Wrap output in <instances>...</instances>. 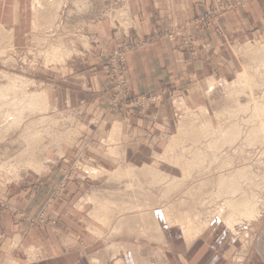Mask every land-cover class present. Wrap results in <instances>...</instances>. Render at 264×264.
Here are the masks:
<instances>
[{"label":"crops","instance_id":"obj_1","mask_svg":"<svg viewBox=\"0 0 264 264\" xmlns=\"http://www.w3.org/2000/svg\"><path fill=\"white\" fill-rule=\"evenodd\" d=\"M219 1L228 3L230 0H129L132 20L125 33L114 30L105 22L97 23L89 31L93 41L91 52L61 68L39 71V83L48 94L51 107L60 114L74 117L76 127L73 130L77 135L68 138L62 148L67 159L56 164L64 175L52 172L53 162L40 185L30 171L15 183L0 173V199L17 207L10 211L0 210V264H161L165 261L168 264H232L244 251L246 255L240 264H264V211L250 244L230 232L231 229L219 219L212 221L203 230V235L190 240L180 226H167L163 215L159 214L164 224V238L162 243H155L166 255L157 253L159 257L152 262H145L144 257H140L142 250L130 253L131 245L123 239L116 240L123 232L111 236L114 224L107 229L97 221L91 203H86L87 208L74 207L82 195H78L75 182L70 184L68 197L52 209L55 226L37 228L26 220L38 215L53 190L57 189L56 177L63 180L76 166L79 168L76 174L81 172L80 166L94 169L95 165L110 173L130 166L158 170L133 161V158L142 157L146 147L154 156L161 157L158 154L163 151L162 147H166L167 139L176 128L178 109L174 101L208 111L210 84L219 80L220 84L223 81L233 83L238 79L242 70L240 59L236 53H230L228 47L242 43L244 38L264 33V2L257 1L224 15L216 28L193 31L194 56L180 43L164 37L130 54L126 61V78L131 96L154 100L136 114L129 115L125 109L109 111L111 87L107 56L111 49L123 42H142L156 32L204 14ZM34 25L33 0H0V26L13 31L16 48L27 45V37ZM126 36L129 37L126 39ZM115 129L118 131L115 138L118 139L120 157H113L107 145ZM107 176L86 178L90 188L88 198L97 196V180ZM16 209L21 215H17ZM98 231L102 235L110 231V240L106 242L110 246L104 244V247L108 246L110 256L97 252L102 248ZM244 246L248 247L247 250Z\"/></svg>","mask_w":264,"mask_h":264},{"label":"bare ground","instance_id":"obj_2","mask_svg":"<svg viewBox=\"0 0 264 264\" xmlns=\"http://www.w3.org/2000/svg\"><path fill=\"white\" fill-rule=\"evenodd\" d=\"M80 1L81 0H74L75 4L80 3ZM63 2H64V0H38V5L40 6L39 14H40V18L42 21L37 22L36 26H41L40 28L42 30V27H44V25L42 26V24L51 23V21L55 20V18L58 16V13L56 14V12H58V11H56L55 9H59L58 7L61 8L63 5ZM79 9H81V8H79ZM120 14H117V15H120ZM52 17H53V19H52ZM117 17H120V16H117ZM121 18H122L121 19L122 25L125 28V30L127 31L129 28L127 29L126 27H130V25H131L130 14L128 12L124 11ZM82 19H83V17H82ZM46 26L47 25H45V27ZM80 28H82V27H80ZM38 31H39V29H38ZM12 37H13V31L12 30H7L6 27L0 26V55L1 56H4L8 51V48L4 49L6 44H8L9 47L12 46V41H10V40H12ZM35 37H36L35 39H37L36 42L39 41L43 44L49 40V39L47 40L48 36H47V38H45V36L44 37L43 36H35ZM49 38H50V40L52 39L50 36H49ZM71 41H72V39H71ZM48 42H50V41H48ZM84 44H88V42L85 41ZM51 45H54V46H51L49 48L51 52L49 51L48 55L46 54V56L48 57V58L46 57L47 61H49L50 59H55L56 61L58 60V62L60 64H62V62H65L68 58L73 56L75 53H78L72 45L65 43V42H59L58 41V42L51 43ZM85 47H86V45H85ZM250 47L252 48V56L251 57H252L253 63L249 68H247L249 70H246L245 73H243V74L240 73L239 77H238V75H236L238 77V79L236 77L235 79H237V80L233 83H229V82H225V81H223L222 83L223 84L227 83L225 85L227 87V90H228L227 92L229 94L231 93L233 95L235 93V95H234L235 97L237 95H239V96L244 95L245 93L247 95L251 91H254L256 86H259V90H260V88L262 90L258 91L257 93L263 91L261 94L262 97L260 98L259 101H255L256 99H258L256 97H255V100H254V98L250 97L251 99L249 100V102L250 101L251 102L245 103V104H243V102L240 100H236V101H238V103L235 102L237 104H235V105L233 104L232 106H230V108L222 109L221 111H222V113L224 112L223 113L224 115H217V116L214 115V118L215 119L217 118L216 120H218V121H216L219 124L218 128H215V125L213 124V121H212L213 118H212V116L209 115V112L207 110H205L206 108L204 110L202 109L203 112L199 113L196 116V119L200 118L199 122L204 123L203 124L204 126H208L207 131H206V134H207L206 136H208V138L213 139L214 141L211 140L212 141V143H211V141L209 140L210 143L205 145V147H206V149L204 148L205 150L202 151V149H201L202 152L197 151V152L191 153L193 155L195 153L196 154H195V156L192 155L193 157H191V158H187L188 160L185 158L186 156L184 157V155L182 158L180 157V158H177V160H176L173 156L174 155L173 153L175 152L176 149L182 147V145L185 143V140L187 139V137L189 135H191V136L200 135V133H202V132L197 129V127L200 126L199 123H198V125L197 124L196 125H194V124L190 125V128H187L186 124H184L183 122L181 123V125L179 127V136L177 138L173 137L174 139H172V143L168 147L166 155L163 158L166 161H168L170 164L173 165V163H174V165L181 167L182 170H183V166L186 165V170L185 169H184L185 171L183 170V172H184L183 175L181 173L182 177L184 176V180L178 181V179L173 178L172 181H175V183L173 186L170 187L171 190L167 191L166 188L168 186L165 188L164 187L165 185L163 187L160 186L161 188H164V190H165L164 192H162V190H160V189L158 190L157 187L161 183L165 184V182H166L169 185L170 181L168 182V178H172V177H169L166 174H163L162 172H160L156 169H153V168L151 169V168L145 167L144 169L141 170L139 168L132 167V166L127 167V168L122 167L119 171H117V173L114 172L115 174L113 172L110 173L108 171H105L101 168L89 169L90 172L92 171V173H94V175L98 176V177L108 175V177H110L109 179H111L112 182H118L120 184L121 183L125 184L126 181H122L123 178L128 181V183L126 182V186H125L126 192L124 191L125 193H123L124 194L123 196H125V197L129 196L130 201H128V202L127 201L125 202V198L123 199L124 202H122V199L120 200L121 202L120 201L118 202L119 199L113 198L114 203H112L111 197H108L105 194L104 195L102 194L101 196L99 194H97V196L94 195L92 197H89L88 199L86 198L87 199L86 203H91L94 207L93 208L94 209L93 217L97 221L101 222L104 225H109L110 223H112V225H113V223H115V225L113 227L114 231L112 232V234H114V235H118L119 233L122 234L124 229H130V228H133V226H134L135 228L138 229L139 233H140V231H141V233L144 232L145 234L151 232L152 234L155 235V239L162 241L164 238V234H163L164 224L161 222V220L159 219V217L156 213L157 207L163 208L164 219L167 222L166 223L167 226H168V224H169V227H171V228L173 226H180L181 227L180 229L185 231V232L183 231V233H185L184 235H186L188 237L187 239H190V240L195 239L196 237L198 238L202 234L203 230H205V228L208 227L212 223V221H214L216 219L221 220L223 222V224L227 225L231 229L230 232H232L234 235H238L236 228L238 225L242 224V223L239 224V222H242V221L244 222L246 220L249 223L250 222H259V218H260L262 212L259 208V202H256L254 200L255 196L258 195L257 194L258 191L254 190V189H256V187H259V188L262 187L263 183H261V182H263V181H261L260 183H258V182H259V180L264 179V171L263 172L258 171L257 167H254V165L251 164L250 159L252 158L251 156H253L252 150L256 149V146L259 145L258 147H260V143L263 144V146H264V45L261 47H258V48H253L252 46H250ZM247 55H248V53H247ZM11 59H9V61H8L9 63L14 61ZM6 63H7V61L5 62V64ZM244 69H246V68H244ZM3 73H5V72H3ZM17 76L18 75H12L10 73H7L6 75L2 76V78H4V79L2 82H0V139H2L5 135L9 134L11 131L13 132L14 129H19L20 127H23V126H24V128H27V126L25 125V123L27 122V120H26L27 115L30 114L32 116L34 114H38L39 120L34 121V122H30L28 125V129H26L27 131L25 132V134H26V137H25L26 140L25 141L35 142L37 140L36 137L42 138L44 136V134H47V132H45L46 128H44V130H41V131H38V130L32 131L33 130L32 128L35 127L36 124H37V126H39L38 122H40V121H42V122L46 121V123H44V126H47L50 123V122H48L49 120L46 118V114H45L46 112L50 111V107H51L49 96L41 88L40 84H38V86H39L38 87L36 82H32L31 83L32 85H30V87H28L27 83H23L22 82L23 80L19 81L20 78H18L19 76L18 77ZM215 85H216V83H215ZM218 85H219V82H218ZM33 86H35V88H31ZM256 89H258V87ZM252 94H253V92H252ZM233 95H232V97H233ZM254 95H256V94H254ZM239 96H237V97H239ZM248 96H249V94H248ZM257 97H259V96H257ZM230 98H231V95H230ZM227 100L229 101V103H231V101L233 99L229 100V97H228ZM179 107L181 108V110L185 109L186 111H188L187 107H185L183 109L182 103L179 105ZM48 113H50V112H48ZM66 119H70V122L72 123V120H73L72 118L68 117ZM75 119H76V117H75ZM241 123H244V124L241 125ZM44 126L42 125V127H44ZM50 127H51V125H50ZM115 131H116V129L114 130V132ZM68 132L70 133V131H68ZM117 132H115V134L112 136L113 138L107 144L109 146L110 153L113 157L114 156L120 157L119 152H118V150H119L118 139H117V137L115 138V135L117 134ZM69 133H67V131H66V136L64 137V141L69 138ZM72 133H76V132L71 131L70 135H72ZM243 133L245 134L246 137H248V139H247L246 144L244 143L245 141L240 142V143H243V145H244L243 147H247L246 150H242L243 148L238 149L237 146L239 143L237 144V146L235 144L236 141L239 139V137ZM73 135H75V134H73ZM174 140H175V143H174ZM197 140L198 139H196V140L193 139L194 143L198 142ZM242 140H243V137L240 141H242ZM259 141H260V143H259ZM232 144H233V146H232ZM228 145H231L232 147H230V149H227L226 147H228ZM239 146H240V144H239ZM186 147H188V146L186 145ZM186 147H184V148H186ZM197 147L203 148L204 145L202 147L201 146H197ZM194 148L196 149V146L193 147V149ZM225 148H226V151L229 150V152H227L225 155L221 154V153H224L223 151ZM260 148L262 150L261 151V154H262L261 160L263 161L264 160V147H260ZM197 150H200V149H197ZM41 151H42V149H41ZM191 152H193V151H191ZM180 153H178V154L180 155ZM37 154L38 153H37L36 147H29L28 149L22 151L15 158L16 160L14 163L5 164L4 170L7 173L8 179L13 180V178H11V175L16 177V175L18 174L17 172L19 171L18 169L20 166H25L27 168H28V166L29 167L31 166V168L34 167L36 170L38 169L39 172L42 171L44 169V162L42 163L41 159L38 158ZM219 154L221 156H219ZM163 155H160V156L163 157ZM186 155H187V153H186ZM188 155H189V153H188ZM175 157H176V155H175ZM161 159H159V160H161ZM180 159H182V160H180ZM183 159L185 160L184 162H183ZM206 161H207V163H209V162L212 163L213 161H216V163L219 162V164H215L216 170L214 168V170L212 169V171H206V172H208V174H206V175H208L207 177H209V180H211L210 181L211 183H207V181H205L208 178L204 180V183L199 181L201 178H203V177L205 178L206 175H203V174H205V171H202V170L198 171L199 172V173H197L198 175L196 174V176H197L196 179H198V176H199V180H198L199 182L198 183L199 184L200 183L206 184V186H204V188H203V185L197 186L198 184H196L197 190L196 189L194 191L191 190L193 188L191 186H193V185H191L190 186L191 188L189 187L188 189L193 191L192 193H195L196 195L198 194V191L203 190L202 191L203 196L201 194H199L198 199H194L197 196L194 197L193 195L190 194L192 196V198L194 197L192 199V200H194V202L192 200L188 201L186 199L191 198V197H188V196H190L189 194H188V196L186 194V196H184V197L180 195L181 192H183L182 194H184V195H185V192H187L186 187L189 186L188 183L190 180L187 177L191 173H195V172H192L193 170L202 169V168L204 169V166L206 165L205 164ZM175 162L177 164H175ZM211 163H210V165L213 166L214 163L213 164H211ZM263 164H264V162H263ZM46 165H47V163H46ZM195 167L197 169H195ZM208 167H210L209 164H207L206 168L208 169ZM176 168H178V167H176ZM263 168H264V166H263ZM182 170H181V172H182ZM90 172H89V174H90ZM216 172H217V177L215 174H214L215 175L214 177L211 176V175H213L212 173H216ZM200 176H202V177L200 178ZM143 177L144 178L151 177V178L142 181ZM190 181H194V179L192 180V178H191ZM172 184H173V182H172ZM208 184H210V185H208ZM133 186L136 187V189H132ZM152 187H156L159 192H162V194H159V195L155 194L158 191L155 189L153 190ZM148 188L151 189V191L153 190L155 192H150L148 190ZM194 188H195V186H194ZM183 190H186V191H183ZM195 191H197V193ZM120 192H122V190ZM115 193H118V192H115ZM115 193H114V196L117 197V195H115ZM126 193H128V194H126ZM187 193H190V192H187ZM174 194H179L178 197L181 196L182 199H185V200H183V202H180V203L176 202L178 197H176V195L173 196ZM251 194H252V197L250 196ZM152 197L155 198V200H153L154 202L148 203V202L144 201V199L152 198ZM174 197H176V199H174ZM120 198H122V197H120ZM174 200H175V202H174ZM207 200L211 201V203L213 202L214 204L215 203L218 204L217 209L214 210L213 212H209L208 209H210V208L209 207L207 208L206 206L210 202H207ZM257 200H259V199H257ZM119 204L121 206H118ZM196 209H198L197 212L195 211ZM203 209H205L207 211L203 212ZM201 210H202V212H201ZM126 214L128 215V217ZM129 214H132V215H129ZM97 234H99V236L102 235L101 232H99V231ZM184 235H182V236L185 239L186 237ZM135 239H136V237H135ZM249 244H250V241H249ZM128 247H130V246H128ZM127 248H125L124 252L127 251L126 250ZM133 250H135V249H133ZM117 252L119 253V251H117ZM122 253H123V251H122ZM120 255H121V252H120ZM133 257H135V256L133 255ZM135 259H136V257H135ZM140 259H142V258H140ZM115 260H117V259H115ZM139 262H141V260Z\"/></svg>","mask_w":264,"mask_h":264},{"label":"rangeland","instance_id":"obj_3","mask_svg":"<svg viewBox=\"0 0 264 264\" xmlns=\"http://www.w3.org/2000/svg\"><path fill=\"white\" fill-rule=\"evenodd\" d=\"M257 1L264 2V0H230L228 3H222V1H219L218 5H214V6L210 7L204 14L199 15V16H197L196 18H194L192 20H189V21H186L184 23H181V25H177V26L171 27L170 29L156 32L153 35H151L150 37H148L145 40H143L142 42H138V43L127 42V45H129L130 47L138 46V48L136 49V50H138V49H140V47H142L144 45H147L149 43H152L154 41H158V40H160L161 38L164 37L170 42L180 43L185 48H187L192 53V55L194 56L196 54V52H195V48H194V40L195 39H194V36H193V31L205 30V29H210V28H213V27L216 28L217 25H218L219 19H221L224 15H227V14H229L231 12L239 10V9H241L243 7H246V6H248V5H250V4L254 3V2H257ZM33 5H34V14H35V25H34L32 31L29 33V35L27 37L28 38L27 39V45L24 46V47H20V48L17 47L16 48L14 46V44H13L14 37H12V40H10V41H12V46L9 47V45L6 44L5 47H4V49L8 48V51L6 53L7 55L6 54L4 56L0 55V82H2L3 79H4V78H2L3 75H6L7 73H10L12 75H18L19 77L18 76L17 77L20 78L19 81L23 80L22 82L23 83H27L28 87H30V85H32L31 84L32 82H36L37 86H38V84H40L39 83V81H40V75H39L40 72L39 71L40 70H54V69L61 68L63 66L68 65L74 59H77L78 57L80 58V57L84 56V54H87L88 52H91V49H92V46H93V41H92V36L90 35L91 33L89 31H90V28H92L95 24L100 23V22H105L111 28H113L114 30L123 31L124 32L126 30H125V28L122 25L121 16L123 15L124 11L128 12L130 14V17L132 16L131 15V11H130L131 7H130L129 0H83V1L81 0L80 3H78V4L77 3L75 4L74 0H66V1L64 0L62 7L61 8L58 7L59 9H55L56 11H58V12L55 11L56 14L58 13V16L55 18L56 21L53 20V21H51V23L42 24V26L44 25V27H42V30H41V28H40L41 26H36L37 22H41L42 21L41 18H40V14H39L40 6L38 5V0H33ZM78 7L81 8V9H79ZM117 14H120V15H117ZM116 15L120 16V17H117ZM82 17H83L84 20L82 19ZM52 19H53V17H52ZM131 20H132V18H131ZM45 25H47V26L45 27ZM80 27H82V28H80ZM126 28L128 29L129 27H126ZM38 29H39V31H38ZM7 30H9V29H7ZM35 36H43V37L45 36V38H47V36H48L47 40L49 39L48 41H50V42L47 41L44 44L39 42V41L36 42L37 39H35L36 38ZM49 36L52 38L51 40H50ZM166 36H168V38ZM127 37H129V36H126V39H127ZM71 39H72V41H71ZM263 39H264V33L262 32L261 36L254 37V38H249V39L244 38L242 43H240V44H232L230 47H228V51L230 53H232V54L236 53L237 56L240 59V65L242 66V68H241L242 70L240 71L241 74L245 73L246 70H249L247 68H249L252 65V63H253V60H252V57H251L252 56V48L250 46H252L253 48H258V47L263 46L264 45V40ZM58 41L59 42H65V43H68V44L72 45L75 48V50L78 52V53H75L70 58H68L65 62H62V64H60L58 62V60L56 61L55 59H50L49 61H47V59H46V57H47L46 54L48 55V53L50 51L49 48L51 46H54V45H51V43L58 42ZM85 41H87L89 45L88 44H84ZM85 45H86V47H85ZM124 45H126V42H123V43L119 44L116 48L111 49L110 52H113V51L115 52V51H117L118 48H121ZM12 50L14 52H16L17 54H15ZM136 50L132 51V53L135 52ZM132 53H130V54H132ZM247 53H248V55H247ZM9 59L14 60V61L9 63L8 62ZM107 59H108V56H107ZM6 61H7L8 64L7 63L5 64ZM106 64H108L107 60H106ZM107 68H110V67H108V65H107ZM244 68H246V69H244ZM108 71H109V69H108ZM3 72H5L6 74L3 73ZM126 80H127V78H126ZM215 83H216L217 86L215 85ZM109 85H110V87L112 86L110 83H109ZM257 87H258V89H256ZM31 88H35V86H33ZM112 89H113V87H112ZM112 89H110V92H111ZM260 90H262V89L260 88ZM260 90H259V86H256L254 91H251L250 93H248L249 96H248V94L246 95V93H245L244 95H241V96L237 95L239 97H237V96L235 97L234 96L235 93L233 95V94H231V93L229 94L227 92L228 91L227 87L225 85L223 86L222 83L220 84V80H219V85H218L217 82L211 83L210 84L211 98H210V101L208 102L209 103V108H207V109H208L209 115L212 116V118H213L212 121H213V124L215 125V128H218L219 124H218V122H216L218 120H216L217 118L216 119L214 118V115L215 116L224 115L223 114L224 112L222 113L221 110L224 109V108H230V106H232L233 104L234 105L237 104L238 101H236V100H240V101L243 102V104H245V103H250L251 101L249 102V100L251 98H254V100H255V97H256L258 99H256L255 101H259L260 98L262 97L261 94L263 92V91L259 92L260 94L257 93ZM129 91H130V85H129ZM252 92H253V94H252ZM254 94H256V95H254ZM130 95H131V92H130ZM230 95H231V98H230ZM232 95H233V97H232ZM227 96L229 97V100L233 99L231 101V103H229V101L227 100L228 99ZM257 96H259V97H257ZM142 98L145 99V103L147 102L145 104L144 109L147 108L154 101L150 97L142 96ZM178 102L174 101L175 106L178 109V112H176L177 116H176V120H175L176 128L174 127V129L172 131V135L169 136L170 138L167 139L168 141H166V147H162V149L160 147V149L163 150V151L158 154L159 156L164 154L163 157L156 158V155L154 156V154L152 152L148 151V148L146 147L145 151L142 152V157H139L138 159H137V157L133 158V161H136V162H138L140 164L144 163V164H147L148 166L156 167L163 174H166V175H169V176L172 177V178H168V182L170 181L169 185L166 182H165V184L161 183L162 185L161 184L158 185V187H157L158 190L160 189V190H162V192L165 191L164 188H161L164 185H165L164 186L165 188L168 186L166 188L167 191L171 190L170 187L173 186L174 183H175V181H172L173 178L178 179V181L179 180L180 181L184 180V176L182 177V175L184 173L183 170L184 169L186 170V165L183 166V170H182L181 167H179L177 165H174V163L172 165L168 161L163 159L165 157V155H166L165 153H166L168 147L172 143V139L177 138L179 136V127H180L182 122L184 124H186L187 128H190V125H192V124H194V125L197 124L198 125V123H199L200 126L197 127V129L199 131H201L202 133H200V135H193V136L189 135L187 137V139L185 140V143L182 145V147L176 149L175 152L173 153L174 155L172 154L176 160H177V158H180V157L182 158L183 155H184V157L186 156L185 157L186 159L187 158H191V157L195 156V154H196L195 153L193 155L191 153H194V152H197V151L202 152L203 150L206 149L205 145L210 143L209 140L210 141L211 140L214 141L213 139L208 138V136H206L207 135L206 131H207L208 126H204L203 125L204 123H200L199 122L200 118L196 119V116L199 113L203 112V110L202 111L200 110V108H199L200 106L196 107V108H192V107H190L188 105L189 106V107H187L188 111H186L184 109L186 106L182 104L184 110H181V108L179 107V105H180L179 103L180 102L179 103ZM235 102H237V103H235ZM109 106H110V103H109ZM109 109H110V107H109ZM142 110H139V111H142ZM48 112H50V113H48ZM48 112H46L45 114H46V118L49 120L48 122H50L48 124L49 126L48 125H47L48 127L44 126V123H46V121H43V122L40 121V122H38L39 126H37V124H36L35 127L32 128L33 129L32 131H36V130L41 131V130H44V128H46L45 132H47V134H44V136L42 138L41 137L40 138L36 137L37 140L35 142L25 141L26 140L25 139V137H26L25 132L27 131L26 129H28V125H29L30 122H34V121L39 120V117H38L39 115L38 114H34L32 116L30 114L27 115V117H26L27 122L25 123L27 128H24V126H23V127H20L19 129H14L13 132L11 131L9 134L5 135L2 139H0V159H1L0 160L1 161L0 162V173L3 176L7 177V173L4 170V167H5L4 165L7 164V163H14L15 160H16L15 158L22 151L28 149L29 147H36L37 148V153H38L37 154L38 158L41 159L42 163L44 162V169L42 170L43 172L42 171L39 172L38 169L36 170L34 167L31 168V166L30 167L28 166V168L25 167V166H20L19 169H18L19 171L17 172L18 174L16 175V177L11 175V178H13V180H9L8 177H7L8 181H10V182L13 181L12 183H15V182H17V180H19L20 178L23 177L24 173H26L27 171H30V172H33L34 175L37 177V179L39 181L38 185H40L46 179L44 177L46 176V171H48L50 169V168H48V166L50 165L51 162L54 163V165H53L54 166V170H52V172L64 175V173H60V169H62V168L57 167L56 164L59 163L61 160H66L67 157H68V155L65 154L67 157L64 158V156H65L64 153L65 152L62 153L63 146L68 142L67 140L64 141V137L66 136V131H67V133H69L68 131H70L69 138L72 137L71 139H73V138L76 137L75 136V135H77L76 133H72V135L75 134L73 136L70 135L71 131H74L72 129L74 127H76V123H75V120L72 117L71 118L73 120H72V123H71L70 119H66L68 117L65 114H60V112L56 111L55 109H53L51 107H50V111H48ZM242 124H244V123H241V125ZM42 125L44 127H42ZM50 125H51V127H50ZM242 137H243V140L240 141L242 139ZM193 139L194 140L198 139L197 141L198 142L200 141V142L199 143L198 142L194 143ZM247 139H248V137H246L244 133L239 137V139L237 140L238 142L236 141V143H235L236 146H237L238 143L240 144V146H239V144L237 146L238 149L239 148L240 149L243 148L242 150H246L247 147H243L244 146L243 143H240V142H244L245 141L244 143L246 144ZM212 141H211V143H212ZM174 143H175V140H174ZM259 143H260V141H259ZM186 145L188 147H186ZM203 145H204L203 148L197 147V146H201L202 147ZM183 146L186 147V148H184ZM195 146H196V149L194 148L195 149L194 150L193 147H195ZM232 146H233V144H232ZM232 146L228 145V147H226V148L230 149V147H232ZM258 146H256V149L252 150L254 153L252 152L253 156H251L252 158L250 159V162H251V164L254 165V167H257L258 171L263 172L264 171V168H263L264 160L263 161L261 160V158H262L261 151L262 150H261L260 147H264V146L261 143H260V147H258ZM226 148L223 151L224 153H221V154L225 155L227 152H229V150L226 151ZM41 149H42V151H41ZM197 149H200V150H197ZM201 149H202V151H201ZM191 151H193V152H191ZM178 153H180L181 156ZM186 153H187V155L189 153V155L187 156ZM175 155H176V157H175ZM219 156H221V155L219 154ZM159 159H161V160H159ZM180 160H182V159H180ZM184 161L185 160L183 159V162ZM216 161H213L212 163L211 162L207 163V161H206L205 162L206 165L204 166V169L203 168L202 169H197L195 167V169H197V170H193L192 171V172H195V173H191L187 177L190 180H191V178H192V180L194 179V181H190L189 180V183L190 182L191 183L190 184L188 183L189 186L186 187L187 192H190V193L185 192V195H184V194H182L183 192H181L180 195L183 196V197L186 196V194H187V196H188V194L189 195L191 194L194 197L197 196L195 198L193 197L194 199H198L199 194H201L203 196V194H202L203 190L198 191L197 195L195 193H192V192L199 185H203V188H204V186H206V184H202V183H204V180L207 179V178L208 179L205 180V181H207V183H211L210 182L211 180H209V177H207L208 175H206V174H208V172H206V171H212V169L214 170V168L216 166L215 164H219V162L216 163ZM46 163H47V165H46ZM210 163L211 164L214 163L213 164L214 167L212 165H210ZM175 164H177V163L175 162ZM207 164H209V166H210V167H208V169L206 168ZM80 167H81L80 169H82V170L78 174H76V171H79V168L76 166L75 170L71 169V171H69L68 174L65 175V177L63 176L64 177L63 180H62V178L58 179V176L56 177V180L58 181L57 182L58 183L57 184V189L53 190L52 195L50 196L49 200L46 201L43 209L40 211V213L38 215L29 216L26 219L31 226H34V227H37V228H42V229H44L45 227H49V226L50 227L55 226L56 217H54L51 214L52 213V209L56 208L58 203H62V201L65 199V197H68L67 196L68 195V191H70V189L72 187V185L70 186V184H72L73 182L76 183V186H77L76 190L79 191L78 195H79V193L82 194L81 196L79 195L78 201L74 205V207L75 206L78 207V208L79 207H83V208H87L88 207V204L86 205V201L88 199V194L90 193V188H89V185H88V179H86V178L89 177V180H92L91 179L92 177H93V179H95L98 176H95L94 173H92V171L90 172L89 169H91V168H87L86 169V167H83V166H80ZM176 167H178V168H176ZM94 168H96V165H95ZM181 170H182V172H181ZM201 170L205 171V174H203V175H206V177L205 178L203 177L204 178L203 179V178H201L203 176L202 175V176H200V178H201L200 180H199V176H198V179H196L197 178L196 174L199 173L198 171H201ZM215 170H216V168H215ZM117 171H119V170H117ZM117 171H114V172L117 173ZM89 172H90V174H89ZM181 173H182V175H181ZM212 174L213 175H211V176L214 177L216 175V177H217V172L216 173H212ZM107 177H105L103 179H99L100 181L97 180L98 183L96 185V189L99 191L98 194L100 196L102 194L103 195L105 194L106 196L111 197L112 203H114L113 202V198L119 199L118 202L121 199H122V202H124V200H123L124 198H125V202L126 201L127 202L130 201L129 196H127L128 198L123 196L124 195L123 193L126 192L125 186H126V182L128 183V181L123 178L124 180L122 179V181H126L125 184L123 183L124 184L123 185L122 183L120 184L118 182H112L111 179H109L110 177H108V178ZM150 178L151 177H146V178L143 177V179L142 178L141 179L142 180H147V179H150ZM198 180L201 181L202 183L199 184ZM80 181H81V183H80ZM261 181H263V182H261ZM172 182H173V184H172ZM260 182L263 183V185L260 188L256 187V189H254V190L258 191V193L255 191L258 195L255 196L254 200L256 202H259V208H260V210L262 212V211H264V188H263L264 187V179L259 180L258 183H260ZM196 184H198V185L196 186ZM15 185H17V184H15ZM90 185H92V184H90ZM191 185H193V186H191ZM208 185H210V184H208ZM190 186L193 187L191 189L193 191L188 189ZM194 186H195V188H194ZM157 188L156 187H152L153 190L154 189L157 190ZM17 189H19V188L17 187ZM132 189H136V187L133 186ZM121 190H122V192H120ZM148 190L150 192H155L153 190L151 191V189H149V188H148ZM183 191H186V190H183ZM113 192L114 193L118 192V193H115V195H117V197L114 196ZM158 192L155 193V194H158V195L162 194V192H159V193ZM195 192L197 193V191H195ZM33 193H34V189H33ZM126 194H128V193H126ZM175 195H176V197L179 196V194H174L173 196H175ZM191 195L188 196V197H191V198L190 199H186V200H188V201L192 200L193 198H192ZM181 196L178 197L176 202L180 203V202H183V200H185V199H182ZM250 196L252 197V194ZM120 197H122V198H120ZM176 197H174V199H176ZM257 199H259V200H257ZM153 200H155V198H153V197L144 199V201L148 202V203L149 202L150 203L154 202ZM192 201L194 202V200H192ZM174 202H175V200H174ZM207 202H210L206 206L207 208L208 207L210 208V209H208L209 212H213L214 210L217 209L218 204H216V203L214 204L213 202L211 203V201H209V200H207ZM118 206H121V205L119 204ZM15 208H17V207H14V206L10 205L7 201L0 199V210L1 211L2 210H5V211L15 210ZM91 208H93V206ZM16 211H17V215L18 214L21 215L19 213V210L16 209ZM195 211L197 212L198 209H196ZM206 211L207 210L203 209V212H206ZM201 212H202V210H201ZM156 213H157V215H158L160 220H161V217L159 216V214L163 215V217H164L163 208L162 207H157ZM129 215H132V214H129ZM127 217H128V215H127ZM260 218H262V214H261ZM260 218H259V221H260ZM161 222H162V220H161ZM240 223H242V224H240ZM250 223L247 220L244 221V222L243 221L239 222L240 225H238L237 228H236L237 232H238L237 236L241 237L242 240H244L243 242L250 241L253 238L254 234H255L254 232H255V229L257 227L258 222H250ZM113 224L115 225V223H113ZM111 225H112V223H110L109 225H106L107 229H108V227L110 228ZM112 229H114V228H112ZM143 233L144 232L141 233V231L139 233L138 229L133 226V228L124 229L122 237L121 238L118 237V239H116V240L123 239V240H125L126 243L131 245L132 247L130 249V252L133 249H135V250H133V252H137V251L140 252L142 250L143 251L142 252V256H140V257H142V258L144 257L143 260L144 261L146 260L145 262H147L149 260L152 262V259H156L157 257H159L158 256L159 254H157V253H161V255H163V254L166 255V253H164L162 248H161V250H160V248L158 250V248L156 247L157 244L155 243V242L162 243L163 241L155 239V235L152 234L151 232L150 233H146V234L145 233L143 234ZM118 235H121V233H119ZM118 235H114V234L111 233V236H118ZM97 237H98V240H101V242H102V244H101L102 248L101 249L99 248L97 250V252L100 253L101 255L104 254V253H107V255L110 256V252H109V249H108V246H110V244L109 245L107 244L108 243L107 239L110 240V231H107V233L103 234L102 236H99V234H98ZM135 237H136V239H135ZM104 244H106L108 246L104 247ZM138 244H139V246H137ZM246 248L247 247H245V249ZM244 254L246 255L245 251H244V253H242V255L240 257H238L235 260H233L232 264H239L242 261ZM161 264H168V262L165 261V262H162Z\"/></svg>","mask_w":264,"mask_h":264},{"label":"built area","instance_id":"obj_4","mask_svg":"<svg viewBox=\"0 0 264 264\" xmlns=\"http://www.w3.org/2000/svg\"><path fill=\"white\" fill-rule=\"evenodd\" d=\"M168 38V36H166ZM173 38V37H172ZM138 46L130 47L124 45L118 48L117 51L109 52L106 65H108V82L112 85L109 92L110 111L115 112L120 109H125L129 115L137 113L145 107L144 98H133L130 95L129 83L126 80V61L132 51ZM15 54H17L15 52Z\"/></svg>","mask_w":264,"mask_h":264}]
</instances>
